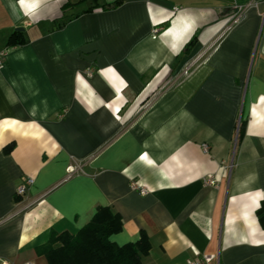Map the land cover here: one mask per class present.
Instances as JSON below:
<instances>
[{
    "label": "crops",
    "instance_id": "0c3cea01",
    "mask_svg": "<svg viewBox=\"0 0 264 264\" xmlns=\"http://www.w3.org/2000/svg\"><path fill=\"white\" fill-rule=\"evenodd\" d=\"M1 50L0 259L108 205L146 264H264V0H0Z\"/></svg>",
    "mask_w": 264,
    "mask_h": 264
},
{
    "label": "trees",
    "instance_id": "16d2710c",
    "mask_svg": "<svg viewBox=\"0 0 264 264\" xmlns=\"http://www.w3.org/2000/svg\"><path fill=\"white\" fill-rule=\"evenodd\" d=\"M15 33L10 35V41ZM193 41L194 37L187 46ZM19 199L20 196L15 197L16 201ZM121 228L119 213L108 205H98L90 221L76 232L51 230L47 241L35 250L46 258L48 264H146L150 249L146 233L141 231L135 241L118 244L111 235Z\"/></svg>",
    "mask_w": 264,
    "mask_h": 264
},
{
    "label": "built area",
    "instance_id": "2783aa9c",
    "mask_svg": "<svg viewBox=\"0 0 264 264\" xmlns=\"http://www.w3.org/2000/svg\"><path fill=\"white\" fill-rule=\"evenodd\" d=\"M245 9L246 7L244 5H236V12H235V15L231 21V24H235L237 23L239 20L242 19V17L244 16L245 14ZM230 25L228 26V28L230 27ZM159 29L158 28H155L153 29V32H157ZM5 56H6V51L4 50H1L0 51V65L3 64L4 62V59H5ZM189 67H187L183 72L184 74L187 72ZM240 119L238 120L237 124H236V134L238 133L239 131V128H240ZM204 150H207L208 147L206 144H203L202 145ZM32 183V179L31 178H28V179H25L22 183L18 184L17 187H16V190H15V195L16 196H22L25 194L26 190H27V187L29 185H31ZM205 183L207 184H214V179L212 177H207L205 179ZM132 186L136 189H138L141 193H144L146 191V189L143 187V186H140L137 182H133L132 183ZM209 260V257H202V258H196V259H189L187 261L186 264H206V262ZM0 264H10L8 260L6 259H0ZM25 264H31L30 262H26Z\"/></svg>",
    "mask_w": 264,
    "mask_h": 264
},
{
    "label": "water",
    "instance_id": "95a60500",
    "mask_svg": "<svg viewBox=\"0 0 264 264\" xmlns=\"http://www.w3.org/2000/svg\"><path fill=\"white\" fill-rule=\"evenodd\" d=\"M19 30H22V28H18Z\"/></svg>",
    "mask_w": 264,
    "mask_h": 264
}]
</instances>
